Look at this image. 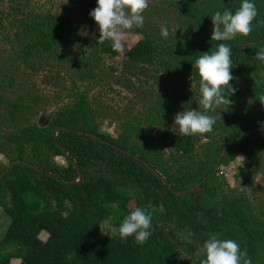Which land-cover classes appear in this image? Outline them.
<instances>
[{"label":"trees","instance_id":"1","mask_svg":"<svg viewBox=\"0 0 264 264\" xmlns=\"http://www.w3.org/2000/svg\"><path fill=\"white\" fill-rule=\"evenodd\" d=\"M234 1L183 0L182 5L187 6L185 12L190 18L208 19L216 11L228 9L234 13L241 0ZM254 2L258 15L252 21L253 31L246 37L238 35L223 41L233 49L230 71L234 80L230 83L237 91L230 99L244 105L253 116L226 144L248 132L252 134L228 149L223 164L241 150L252 152L255 141L264 146V130L258 123L264 121V89L251 80L255 69H264V64L254 59L255 52L264 47V23H257L264 20V0ZM29 5L28 0H0V39L9 42L11 35L15 36L20 42L17 58L28 70L61 71L67 53L76 51L86 62L87 70H92L86 73L90 75L101 68L104 58L118 57L109 41L96 42L99 32L89 16L95 6L74 20L59 13H34ZM143 14V27L128 30L143 38L122 61L126 83L129 77L141 75L145 65L156 63L165 64L171 73V68L183 67L197 80L192 63L202 53L215 50L220 42L211 41L210 36L199 43L186 37L182 43H171L160 37L159 24ZM38 57L45 61L35 62ZM186 88L177 92L176 104L184 92L187 94ZM77 102L72 111L47 127L25 124L29 110L33 113L34 108L24 99H0L4 115L0 120V154L9 159V164L19 161L0 181V207L10 219L0 237V264H12L15 259L20 264H185L184 253L194 254L211 234L236 240L241 249L264 264V221L246 206L235 202L220 204L214 176L189 192L212 173L218 155L210 163L194 168L179 167L176 173L167 166L162 149L183 159L190 158L197 144L196 135L183 136L165 125L158 133L160 147L148 141L141 147L123 136L114 138L99 133L87 100ZM2 126L15 127L5 133ZM86 133L94 134L100 141ZM59 156L66 159V168L55 161ZM5 169L0 165V176ZM136 207L145 208L153 218L151 236L143 245L131 237L121 240L117 234L123 217ZM109 219L116 226L115 232L97 238ZM175 219L187 229L191 241L181 240L166 225ZM42 233L48 234L46 241L40 238Z\"/></svg>","mask_w":264,"mask_h":264},{"label":"rangeland","instance_id":"2","mask_svg":"<svg viewBox=\"0 0 264 264\" xmlns=\"http://www.w3.org/2000/svg\"><path fill=\"white\" fill-rule=\"evenodd\" d=\"M28 1L30 2L28 9L34 13H59L70 15L74 20H79L86 9L96 6V0ZM182 1L150 0L149 7L144 13L151 16L159 26L167 25L169 29L167 40L171 43H177L185 37L199 43L202 39L210 37L211 19L190 18L185 12L187 6H183ZM0 35L2 37L1 33ZM10 38L9 42L0 39V99L5 102L24 99L32 109L34 108L33 113L29 110L25 124L36 123L49 127L55 120L72 111L79 99L84 98L90 105L93 122L99 133L114 138L123 136L129 139L130 143L140 144L141 147H144L146 141L160 147L162 143L158 133L165 125H170L179 132L178 126L174 124L176 112L182 111L183 107L202 110L199 105V78L195 80L194 73L184 71L183 67H173L171 70L177 73H171L165 64L145 65L141 75L129 77V82L126 83L122 78V61L126 53L143 38L140 33L126 31L122 38V51L118 52V57L104 58L101 68L94 69L95 73L90 75L86 73L92 70H87L86 62L81 60V55L76 51L67 53V60L61 65L63 68L61 71L28 70L22 60L17 58L16 51L18 48L20 50V42L16 41L13 34ZM15 47L16 50H13ZM164 60L162 61L165 62ZM43 61L45 59L42 57L35 59V62ZM53 66L56 69V66ZM111 69H114V74ZM251 80L256 87L264 89V69H255L251 74ZM183 86H187V94L184 92L176 104L178 100L176 94ZM1 111L0 107V120L4 116ZM213 114L216 116L213 131L196 135L197 144L190 158L183 159L166 148L162 149L165 162L172 173L186 165L194 168L208 161L210 163L218 155L214 171L224 150L245 134L226 143L253 118L245 110L244 105L237 102H232L229 106L221 105ZM5 124L8 125L6 122ZM14 127L2 126V131L9 133ZM224 144L226 146L219 152ZM253 144L250 148L252 152L241 150L231 155L224 164L221 163L214 175L213 184L219 190L220 204L235 202L237 206H246L252 210L254 216L264 221V146L257 141ZM55 161L61 168L68 165L62 156L56 157ZM0 165L4 168L9 165V159L2 154ZM9 224L10 219L4 207H0V237L6 232ZM166 225L176 232L181 240L191 241L187 229L181 226L177 219ZM115 230L113 220L109 219L103 224L97 238L111 236ZM40 238L46 241L48 234L42 233ZM246 253L245 258L249 259L251 264H262L253 255ZM184 256L185 264H200V260L204 258L203 248L199 247L194 254L185 252ZM12 264H20V261L15 259Z\"/></svg>","mask_w":264,"mask_h":264},{"label":"clouds","instance_id":"3","mask_svg":"<svg viewBox=\"0 0 264 264\" xmlns=\"http://www.w3.org/2000/svg\"><path fill=\"white\" fill-rule=\"evenodd\" d=\"M149 3L150 0H96L95 8L89 12L99 32L96 42L107 40L114 51H122V38L126 31L143 27V13ZM257 15L254 0H241L234 13L225 9L211 15L210 40L220 43L215 45V50L202 53L192 63L199 76V105L202 110L183 107L182 111L176 112L174 124L181 135L190 137L212 132L216 124L213 113L219 106L232 103L230 97L237 91L230 83L234 80L230 71L233 68V49L223 41H231L238 35L248 36L253 31L252 21ZM257 23H264V20H258ZM159 35L162 39L168 38L166 24L160 26ZM254 59L264 64V47L255 52ZM261 100L264 101V97ZM258 123L264 130V121ZM152 219L151 212L136 207L123 217L117 234L121 240L131 237L135 243L143 245L151 236ZM202 248L204 258L200 264H251L245 258L246 251L234 239H221L218 234H211L203 242Z\"/></svg>","mask_w":264,"mask_h":264},{"label":"water","instance_id":"4","mask_svg":"<svg viewBox=\"0 0 264 264\" xmlns=\"http://www.w3.org/2000/svg\"><path fill=\"white\" fill-rule=\"evenodd\" d=\"M253 43H250L248 45H252ZM61 128H58L57 130L59 131ZM252 132L250 133H247L245 134L244 136L240 137L239 139H237V141H235L234 143L230 144L225 150L224 152L222 153L221 157L219 158L218 160V167L221 165V161H222V158L224 156V153L230 148V147H233L234 145H236L238 142L242 141L243 139L247 138L249 135H251ZM87 136L97 140V141H100V139L98 137H96L94 134L92 133H86ZM118 151H122V152H125L127 153L125 150L119 148V147H115ZM17 163H19V161L17 162H12L8 165V167L5 169V171L2 173V175L0 176V181L5 177V175L9 172V170L14 166L16 165ZM218 167H216L214 169V171L206 178H204L200 183H198L195 187H193L192 189L189 190V192H193L195 190H197L202 184H204L209 178L213 177L214 175H216L217 173V170H218ZM80 175V178H81V173L79 174Z\"/></svg>","mask_w":264,"mask_h":264}]
</instances>
